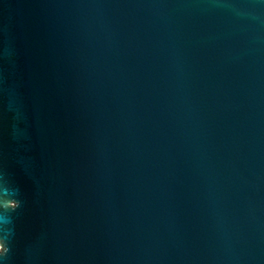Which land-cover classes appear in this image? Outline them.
Segmentation results:
<instances>
[{
    "label": "water",
    "instance_id": "1",
    "mask_svg": "<svg viewBox=\"0 0 264 264\" xmlns=\"http://www.w3.org/2000/svg\"><path fill=\"white\" fill-rule=\"evenodd\" d=\"M0 264H264V0H0Z\"/></svg>",
    "mask_w": 264,
    "mask_h": 264
}]
</instances>
